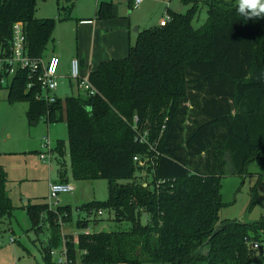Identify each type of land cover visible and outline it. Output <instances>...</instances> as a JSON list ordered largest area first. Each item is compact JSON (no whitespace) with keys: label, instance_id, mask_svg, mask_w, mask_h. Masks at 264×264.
Masks as SVG:
<instances>
[{"label":"trees","instance_id":"16d2710c","mask_svg":"<svg viewBox=\"0 0 264 264\" xmlns=\"http://www.w3.org/2000/svg\"><path fill=\"white\" fill-rule=\"evenodd\" d=\"M183 1L194 3L188 13L170 12L165 26L138 33L125 58L89 73L95 95L80 90L64 100H39L41 89H28L25 70L7 86L11 103L27 102L29 126L66 122L68 145L58 142L53 154L62 169L69 154L73 180H108L107 200L80 209L107 210L117 224H131L127 230L66 234L71 264H252L264 256L249 247L264 231V217L245 223L219 216L223 177L243 176L253 162L264 168V14L245 16L239 6L213 0L206 24L195 28L198 2ZM57 5L60 20L70 19L73 6H61V0ZM112 6L102 2L97 18L113 17ZM36 11L37 0H0L1 51L10 52L20 22L28 55L45 58L57 21L38 18ZM146 131L151 147L136 140ZM140 156L151 158L145 181L138 176L145 168L134 160ZM7 182L0 167V221L12 219L16 209ZM258 202L253 191L248 210ZM24 208L32 229L49 214L50 245L57 247L59 216L69 221L72 207ZM77 226L86 230L89 221ZM44 259L54 264L52 251Z\"/></svg>","mask_w":264,"mask_h":264},{"label":"rangeland","instance_id":"374dc122","mask_svg":"<svg viewBox=\"0 0 264 264\" xmlns=\"http://www.w3.org/2000/svg\"><path fill=\"white\" fill-rule=\"evenodd\" d=\"M103 1L113 4V17L109 20L97 18V8ZM212 1L197 0L198 10L193 20L195 28L206 24L209 3ZM224 1L230 6H239L240 3V0ZM71 5L73 6L71 18L60 20L57 0H37L36 17L54 18L57 21L53 33L54 39L49 43L46 54L52 52L56 44H59V48L65 55L76 49L82 39L77 28L78 20L81 18H96L112 23L115 28L120 23L126 22L132 34V44L135 45L139 32L160 25V21L169 16L170 12L188 13L194 3H185L183 0H145L139 8H134L129 5V0H71L70 3L61 0V6ZM135 27L139 28V32L134 31ZM11 80L12 77L4 80L0 87V167L7 174L6 190L16 209L12 220L9 218L1 220L5 229L0 230V242L2 243L0 245V264H47L44 255L50 251L56 252V256L52 255L54 264H71L67 260L64 236L66 234L77 236L79 233H86L87 230L77 226L80 220L89 221L90 233L127 230L131 224L128 222L117 224L114 214L107 210H104L101 215L96 212L92 215L80 209L84 203L89 201L107 200L109 182L105 179L87 181L72 179L71 183L75 190L61 194L59 205L50 206L48 196L51 180H55L59 176L58 171L61 170V167L55 156L52 160L44 161L39 152H46L43 147L44 137L49 138L52 148L60 141L68 145L67 124L65 121L58 123L41 121L34 126H29L26 116L27 102L11 103L8 100L7 86ZM80 92L77 82L72 80L71 85L68 79L60 84L58 95L64 100L69 96H77ZM139 159L143 162L151 160L148 156H140ZM65 160L69 165V154H66ZM149 166V163L145 164L142 167L145 169L138 174V176L142 175L144 181L149 175ZM68 174H71L69 169ZM127 182L130 181H121V183ZM253 191H256L259 202L249 211ZM222 198L224 206L219 212L220 221L237 220L245 223L260 221L264 217V168L258 162H253L248 166L247 174L243 176L226 174L222 179ZM28 202L31 204L48 203L49 209L52 210H56L58 206L66 205L73 208L72 218L69 221L66 222L62 216H59L60 241H62L57 247L50 245L51 224L47 212L42 215L39 225L32 229L31 220L23 208ZM10 220L12 223L8 224ZM95 220L98 221L95 222ZM148 220V215H144L143 224H146ZM11 238L14 239V242H11ZM255 243L263 248L264 253V231L249 247L252 248ZM257 253L260 254V249ZM61 255L66 256V262H59ZM74 264H81V261L77 260ZM252 264H264V256Z\"/></svg>","mask_w":264,"mask_h":264},{"label":"built area","instance_id":"2783aa9c","mask_svg":"<svg viewBox=\"0 0 264 264\" xmlns=\"http://www.w3.org/2000/svg\"><path fill=\"white\" fill-rule=\"evenodd\" d=\"M145 0H134L133 7L139 8ZM170 17L167 16L160 21V26H165L169 23ZM60 66V58L57 55H52L50 58H33L28 55L27 52V41L26 33L22 23L17 22L13 27V38L10 48V52L0 50V82H4L5 75L9 78L15 76L18 71H28L29 74V84L28 89L33 88L38 85L41 89L40 94L37 95L39 100H45L47 102H55L57 95L56 92L59 87L58 81V72ZM70 78L75 80L78 84V87L83 92L89 95L97 94L96 88L92 85L89 80V75H82V65L79 58H74L71 61L70 66ZM136 140L140 143H149V133L148 131L140 134ZM43 147L46 152L40 153L41 159L46 161L47 159L53 158V148L50 146V141L48 137L44 138ZM139 166L143 167L149 162V160L142 161L139 157L134 159ZM74 187L68 182H54L50 185L49 191V204L59 205V200L61 194L72 192ZM59 207V206H58ZM99 214H102L100 211ZM11 242H14V239L11 238ZM253 249H260L258 243L253 244Z\"/></svg>","mask_w":264,"mask_h":264},{"label":"crops","instance_id":"0c3cea01","mask_svg":"<svg viewBox=\"0 0 264 264\" xmlns=\"http://www.w3.org/2000/svg\"><path fill=\"white\" fill-rule=\"evenodd\" d=\"M103 2H106V1H103ZM77 28L81 33L82 39H81V42H79L76 49L71 50L65 55L62 49L59 48V44H56L52 52L48 54L45 53V56H44L46 59L50 58L52 55H57L60 58V66H59V72H58L59 87L56 92L57 97H59L58 91L60 88V84L63 83V81H66L69 79V82L72 85V79L70 78V66H71L72 59L79 58L81 60L83 76H87L89 75L90 72L96 70L99 67V65L105 61H108L111 59L125 58L128 55L129 47L133 41L132 34L130 33V29L126 22L120 23L118 27L115 28L113 27L112 23H109L106 21H100L96 18L95 19L81 18L78 20ZM63 56L65 57L63 58ZM39 153H42V151ZM68 168H69V165L66 163V160H65V167L63 169L61 168V170L58 171L59 176H57L55 180H51V183L61 181V182H68L72 184L71 183L72 177H71V174L70 175L68 174ZM72 186L74 187V185ZM74 190H75V187L73 191ZM92 201H95V200H92ZM29 203L31 202H28V204ZM27 205H24L23 208ZM72 211H73V208H72ZM11 220L8 222V224L12 223ZM97 221L98 220H95V222ZM3 226L5 225L3 224L2 221H0V230L5 229V227ZM86 230H87L86 233H90L89 227ZM0 245H2L1 242H0ZM52 255L56 256V252L52 251ZM59 262L61 263L66 262V256L61 255Z\"/></svg>","mask_w":264,"mask_h":264},{"label":"clouds","instance_id":"9594fccd","mask_svg":"<svg viewBox=\"0 0 264 264\" xmlns=\"http://www.w3.org/2000/svg\"><path fill=\"white\" fill-rule=\"evenodd\" d=\"M239 12L245 16H260L264 14V0H240Z\"/></svg>","mask_w":264,"mask_h":264},{"label":"water","instance_id":"95a60500","mask_svg":"<svg viewBox=\"0 0 264 264\" xmlns=\"http://www.w3.org/2000/svg\"><path fill=\"white\" fill-rule=\"evenodd\" d=\"M134 31L139 32V28L135 27ZM260 254H263V248L262 247H260Z\"/></svg>","mask_w":264,"mask_h":264}]
</instances>
